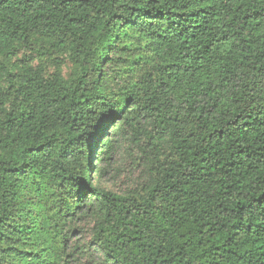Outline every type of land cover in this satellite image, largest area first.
I'll use <instances>...</instances> for the list:
<instances>
[{"label":"trees","instance_id":"1","mask_svg":"<svg viewBox=\"0 0 264 264\" xmlns=\"http://www.w3.org/2000/svg\"><path fill=\"white\" fill-rule=\"evenodd\" d=\"M0 264H264V0H0Z\"/></svg>","mask_w":264,"mask_h":264},{"label":"rangeland","instance_id":"2","mask_svg":"<svg viewBox=\"0 0 264 264\" xmlns=\"http://www.w3.org/2000/svg\"><path fill=\"white\" fill-rule=\"evenodd\" d=\"M21 57L22 56H19L18 60L21 59ZM137 59L138 58L135 54L132 53L119 54L115 58V62L109 69L112 77H114V80L110 82L112 87H122L125 84L135 82L138 79L139 72L135 68V64H137L135 62ZM15 61H17V59ZM30 62H32L35 67L39 66L41 62L48 63L49 71H55V67L48 60V58L33 55ZM61 71L63 76L66 79H69L73 72L72 64L68 60H64ZM111 130L112 129L110 128L108 133H110ZM98 158L99 156L96 155L93 163L95 167L100 166L97 161ZM136 159L137 155L135 149L114 156L110 162L111 166L108 173L105 174L103 178H100L99 175L95 176V185L105 191L118 194H124L133 189L140 182L142 173L140 167L137 165L138 161ZM81 227L84 231V239H87V242L90 241L89 234L91 232L92 225L84 224Z\"/></svg>","mask_w":264,"mask_h":264}]
</instances>
